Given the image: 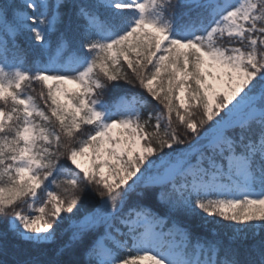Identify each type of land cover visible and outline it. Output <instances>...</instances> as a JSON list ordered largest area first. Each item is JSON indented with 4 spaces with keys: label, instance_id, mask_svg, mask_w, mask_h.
Wrapping results in <instances>:
<instances>
[{
    "label": "snow or ice",
    "instance_id": "6c2138e0",
    "mask_svg": "<svg viewBox=\"0 0 264 264\" xmlns=\"http://www.w3.org/2000/svg\"><path fill=\"white\" fill-rule=\"evenodd\" d=\"M0 264H264V0H0Z\"/></svg>",
    "mask_w": 264,
    "mask_h": 264
},
{
    "label": "trees",
    "instance_id": "16d2710c",
    "mask_svg": "<svg viewBox=\"0 0 264 264\" xmlns=\"http://www.w3.org/2000/svg\"><path fill=\"white\" fill-rule=\"evenodd\" d=\"M34 87H36L37 91H36V92H33L32 94H33L34 96H37V93H38L39 89H38V86H34ZM30 91H31V90H30ZM37 102L40 103L38 97H37Z\"/></svg>",
    "mask_w": 264,
    "mask_h": 264
},
{
    "label": "rangeland",
    "instance_id": "374dc122",
    "mask_svg": "<svg viewBox=\"0 0 264 264\" xmlns=\"http://www.w3.org/2000/svg\"><path fill=\"white\" fill-rule=\"evenodd\" d=\"M74 87V86H73ZM82 163H85L86 164V161H82Z\"/></svg>",
    "mask_w": 264,
    "mask_h": 264
}]
</instances>
